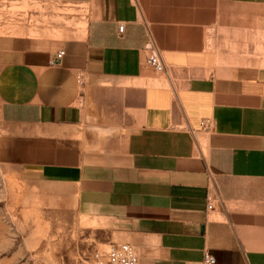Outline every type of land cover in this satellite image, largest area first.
<instances>
[{"label":"crops","instance_id":"crops-1","mask_svg":"<svg viewBox=\"0 0 264 264\" xmlns=\"http://www.w3.org/2000/svg\"><path fill=\"white\" fill-rule=\"evenodd\" d=\"M4 1L36 12L0 33V163L37 210L138 264H264V0Z\"/></svg>","mask_w":264,"mask_h":264},{"label":"rangeland","instance_id":"rangeland-1","mask_svg":"<svg viewBox=\"0 0 264 264\" xmlns=\"http://www.w3.org/2000/svg\"><path fill=\"white\" fill-rule=\"evenodd\" d=\"M36 12L0 0V33L34 29ZM19 166L0 163V264H91L105 234L67 211L37 210Z\"/></svg>","mask_w":264,"mask_h":264},{"label":"built area","instance_id":"built-area-1","mask_svg":"<svg viewBox=\"0 0 264 264\" xmlns=\"http://www.w3.org/2000/svg\"><path fill=\"white\" fill-rule=\"evenodd\" d=\"M118 31L120 33L123 32V26L121 25L118 28ZM62 53L58 54L56 58H60ZM148 63L153 66L157 72L162 71V65L154 54H149L148 57ZM55 61L52 60L50 65H54ZM204 123H201V127L204 128ZM206 202H207V209H212V202L213 197L211 194H208L206 196ZM203 261L205 264H214L215 260L209 253H204ZM91 264H138L137 262V256L132 249V247L128 244H120V245H114L110 246L107 250L104 251H97L93 255V259Z\"/></svg>","mask_w":264,"mask_h":264}]
</instances>
